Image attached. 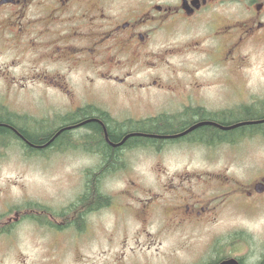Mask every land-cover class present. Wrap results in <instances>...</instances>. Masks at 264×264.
I'll list each match as a JSON object with an SVG mask.
<instances>
[{
	"label": "flooded vegetation",
	"instance_id": "af4514ba",
	"mask_svg": "<svg viewBox=\"0 0 264 264\" xmlns=\"http://www.w3.org/2000/svg\"><path fill=\"white\" fill-rule=\"evenodd\" d=\"M257 43L264 45V0H0V117H9L15 133L0 140V148L48 164L54 153L90 163L82 167V190L73 202L56 210L57 219L45 205L43 225L35 223L51 231L70 224L68 230L91 234V218L112 208L143 232L152 223L158 234L180 236L216 228L210 252L171 264H264V232L220 224L229 209L244 217L264 210V173L254 171L259 166L252 158L241 176L228 167L204 170L220 151L264 150V82L249 86L242 72L243 51ZM200 72L212 77L199 79ZM16 132L49 137L33 144ZM96 132L118 149L114 171L98 177V193L107 198L99 206L96 193L88 203L78 199L87 172L104 166ZM200 132L220 136L204 139ZM60 133L67 140L53 144ZM196 152L204 156L186 157L179 161L182 170L165 174L173 162L162 155ZM142 164L164 178L150 188L131 182L122 203L115 202L107 179ZM144 246V253L129 252L136 261L114 264H141L145 254L153 255L152 246ZM178 248L192 253V247Z\"/></svg>",
	"mask_w": 264,
	"mask_h": 264
},
{
	"label": "rangeland",
	"instance_id": "374dc122",
	"mask_svg": "<svg viewBox=\"0 0 264 264\" xmlns=\"http://www.w3.org/2000/svg\"><path fill=\"white\" fill-rule=\"evenodd\" d=\"M250 49L247 54L243 51L245 67L242 72L244 81L253 87L264 82V45L257 43L255 46H250ZM177 74L184 76L188 73ZM190 75L196 76V73ZM190 75L189 77H191ZM197 75L199 79L203 80L212 77L211 73L205 72H200ZM34 100L32 97V106L35 104ZM255 149L242 150L236 154H232L230 151H220L216 157L217 161L206 166L204 170L216 171L228 167L229 173L241 176L244 174L242 172L247 173L243 166L247 165L252 158L250 162L259 166L254 171L264 173V163H260L264 161V150ZM21 155L14 147L0 148V264L128 263L138 259L139 256L133 255L139 251L144 253L147 250V246L144 245L152 246L153 255L152 252L151 256L145 254L141 264L143 262L146 264H171L176 259L189 261L191 256L196 258L205 248H208V252H210L208 243L213 235L218 234L215 232V227H209L208 232L193 231L191 234L180 236L179 234H158L156 223H152L144 227L146 232H143L139 223L133 221L131 216L119 215L120 212L117 213L119 210L112 208L91 218V234L89 232L77 234L74 232L75 230L56 232L38 226L35 220L26 218V215H29L31 211L26 208H24L25 211H20L21 206L26 202H35L38 205L44 207L48 205L53 210H57L59 207L73 202L76 195L82 190V167L88 166L90 163L86 158L73 153H66L62 157L57 153L51 154L48 160L55 162L51 161L49 164L44 162L47 161L46 158L26 159ZM162 156L167 158L169 165L173 162L172 167L164 169L165 174L169 175L182 170L179 168H182L184 164L180 166V160L191 157L192 160L198 161L204 154L197 152L175 153L168 156L165 153ZM223 161H226L227 164H224ZM164 176L159 175V169L142 164L121 173H114L107 179L105 186L115 193L114 196H117L114 199L115 202L122 203L124 197L121 198L120 194L125 195L131 182L137 187L146 185L150 188V186H156ZM31 214L35 215L36 213L32 212ZM236 223L243 225L244 229L253 235L256 232L261 234L264 232V210L255 216L244 217L241 212L229 209L220 222L224 225ZM2 231L8 232L2 233ZM137 242L142 243L139 245L141 247L135 246ZM185 245L192 247L191 254L185 248H178ZM129 248L133 249L129 250ZM156 249L159 250V253L156 252ZM129 252L133 255H130ZM155 253L158 256H155Z\"/></svg>",
	"mask_w": 264,
	"mask_h": 264
},
{
	"label": "trees",
	"instance_id": "16d2710c",
	"mask_svg": "<svg viewBox=\"0 0 264 264\" xmlns=\"http://www.w3.org/2000/svg\"><path fill=\"white\" fill-rule=\"evenodd\" d=\"M248 113L250 112H244V114L248 115ZM11 120L9 119V117H0V140L3 142V140L7 139V136L9 134H15L14 132H9V127L11 126L12 123L10 122ZM20 135H23L26 139H28L31 143L33 144H40L42 141H44L45 139H47L49 137V133L47 132H37V133H30V132H16ZM200 136H202V138H206V139H214L218 135L216 132H200ZM95 144H96V150H98L100 152V154L103 157V162H104V166L105 165H109L110 167H104L101 166L99 167L96 172H94L93 174H91L90 171L87 172V179H88V183L86 185V190L84 191V193L81 195V197H79V202H87L88 203V197L89 195H91V193H96L97 194V202L96 205H102L103 203H105V199H107L106 197H102L97 190V180L98 177L100 175L101 172H112L114 170L113 167H115L118 164V149H111L110 147L106 146L98 132L95 133ZM111 138V137H110ZM67 138H65V134H58L57 136H55V138L53 139L52 143L53 144H61V142L66 141ZM111 140L114 141L113 138H111ZM30 150H33V148H31V146L28 147ZM90 179V180H89ZM76 206V203L71 204L68 208H64L61 213L63 216H67ZM24 208H26L27 210H32L34 214H27L26 218H30L33 219L35 221H37L39 224L43 225V216L41 215V211L46 209L45 207H43L42 205H38L35 202H26L24 205L21 206L20 211H25ZM26 210V211H27ZM37 210V211H36ZM48 211V209H46ZM36 211V212H35ZM50 211V212H49ZM48 212L51 214V216L55 219H57L59 212L56 210H49ZM53 211V212H52ZM58 212V213H57ZM30 213V212H29ZM66 219V218H65ZM67 220V219H66ZM65 220V221H66ZM65 224H67V222H65ZM75 225L80 226L79 223L74 222ZM70 225V224H69ZM69 225H65L63 228L61 229H56V231H64V230H68ZM79 229V230H78ZM81 228H76L75 231L76 233H80ZM8 232V231H6ZM5 231H2V233H6Z\"/></svg>",
	"mask_w": 264,
	"mask_h": 264
},
{
	"label": "water",
	"instance_id": "95a60500",
	"mask_svg": "<svg viewBox=\"0 0 264 264\" xmlns=\"http://www.w3.org/2000/svg\"><path fill=\"white\" fill-rule=\"evenodd\" d=\"M220 264H236V262L234 260H229V261L222 262Z\"/></svg>",
	"mask_w": 264,
	"mask_h": 264
},
{
	"label": "bare ground",
	"instance_id": "6f19581e",
	"mask_svg": "<svg viewBox=\"0 0 264 264\" xmlns=\"http://www.w3.org/2000/svg\"><path fill=\"white\" fill-rule=\"evenodd\" d=\"M260 121V120H259Z\"/></svg>",
	"mask_w": 264,
	"mask_h": 264
}]
</instances>
